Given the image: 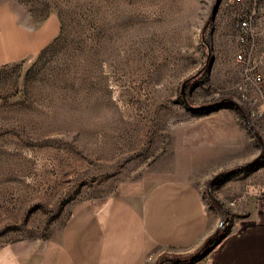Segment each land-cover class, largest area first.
<instances>
[{
	"label": "rangeland",
	"instance_id": "374dc122",
	"mask_svg": "<svg viewBox=\"0 0 264 264\" xmlns=\"http://www.w3.org/2000/svg\"><path fill=\"white\" fill-rule=\"evenodd\" d=\"M227 2L0 0L24 27L53 30L0 65V248L171 178L200 188L216 230L264 211V113L243 99ZM176 257L149 264H190Z\"/></svg>",
	"mask_w": 264,
	"mask_h": 264
},
{
	"label": "crops",
	"instance_id": "0c3cea01",
	"mask_svg": "<svg viewBox=\"0 0 264 264\" xmlns=\"http://www.w3.org/2000/svg\"><path fill=\"white\" fill-rule=\"evenodd\" d=\"M50 23L26 28L8 4H1L0 65L42 49L53 36ZM218 222L199 187L171 178L140 200L114 198L78 207L51 238L0 248V264H149L163 255L196 251ZM190 264H264V211L255 210Z\"/></svg>",
	"mask_w": 264,
	"mask_h": 264
},
{
	"label": "built area",
	"instance_id": "2783aa9c",
	"mask_svg": "<svg viewBox=\"0 0 264 264\" xmlns=\"http://www.w3.org/2000/svg\"><path fill=\"white\" fill-rule=\"evenodd\" d=\"M231 12L235 47L233 59L240 78L243 99L264 113V10L260 20H253L252 6L256 0H229L225 4Z\"/></svg>",
	"mask_w": 264,
	"mask_h": 264
},
{
	"label": "trees",
	"instance_id": "16d2710c",
	"mask_svg": "<svg viewBox=\"0 0 264 264\" xmlns=\"http://www.w3.org/2000/svg\"><path fill=\"white\" fill-rule=\"evenodd\" d=\"M230 103V102H227ZM231 104V103H230ZM210 107V106H208ZM245 166H241L239 168H235V169H231L228 170L224 173L219 174L215 180H212L209 182L208 186H210L212 183H214L217 179H220L222 177L225 176H231V175H235L238 172H240ZM208 196L210 197L211 201L214 202L215 204H218L215 199L208 194ZM220 212L222 215H224V211L223 209L220 207ZM228 232L225 231H220V230H216L210 237H208L205 242L191 255H187L184 257H176L173 258L174 260H177L179 262H189V263H194L197 262L199 259H201L202 257H204L222 238L224 235H226ZM165 258V257H163Z\"/></svg>",
	"mask_w": 264,
	"mask_h": 264
},
{
	"label": "bare ground",
	"instance_id": "6f19581e",
	"mask_svg": "<svg viewBox=\"0 0 264 264\" xmlns=\"http://www.w3.org/2000/svg\"><path fill=\"white\" fill-rule=\"evenodd\" d=\"M264 0H256V6H252L253 20H260L263 15Z\"/></svg>",
	"mask_w": 264,
	"mask_h": 264
}]
</instances>
